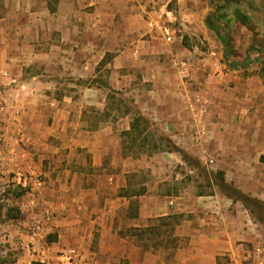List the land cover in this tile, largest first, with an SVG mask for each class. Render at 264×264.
Here are the masks:
<instances>
[{
    "label": "crops",
    "instance_id": "1",
    "mask_svg": "<svg viewBox=\"0 0 264 264\" xmlns=\"http://www.w3.org/2000/svg\"><path fill=\"white\" fill-rule=\"evenodd\" d=\"M176 1V13L160 0L0 3L5 116L41 119L45 129L31 127L41 163L52 157L61 167L48 171L56 217L32 235L37 243L52 229L55 244L78 248L90 264H251L261 246L264 264L253 217L264 223V41L228 34L230 51L222 41L206 49L181 37L168 43L162 26L175 29L164 12L186 26L190 19L185 0ZM223 1L212 23L258 24L248 1ZM254 3L264 9V0ZM115 92L130 99L115 101ZM131 105L150 123L143 136L155 129L164 136L159 152L133 153L150 148L134 140ZM208 161L215 169L208 191L178 171L195 173ZM144 167L156 177L130 189L128 174ZM156 220L167 233H156ZM141 229L147 236L134 233ZM38 255L23 264L49 263Z\"/></svg>",
    "mask_w": 264,
    "mask_h": 264
},
{
    "label": "rangeland",
    "instance_id": "2",
    "mask_svg": "<svg viewBox=\"0 0 264 264\" xmlns=\"http://www.w3.org/2000/svg\"><path fill=\"white\" fill-rule=\"evenodd\" d=\"M2 1L3 0H0V3H2ZM241 1L242 3L248 1L251 7L250 9L256 11V19H253V21L254 23L258 21V24L254 26L249 25L247 26L248 30H246L240 25L229 28V26H224L222 21V34H254V45L259 46L262 44V41H264L261 37V34H264V29L262 27L264 26V9L262 7L255 8L254 2H256V0H254V2L253 0ZM160 2L162 4L164 3L166 8L171 9L172 12H180L176 0H160ZM226 4L227 3L223 0H185L184 10L186 9L190 16V19L185 21L187 26L185 23H182L184 20H181V18H179L180 16H178V18L170 17L165 12L164 15L170 20V24L175 29V37H181V42L183 44L189 47L198 45L206 49L211 44H213L211 46H216L222 41L212 28L213 26L211 24L213 21H211L209 17L215 15L219 6ZM2 9L4 8L0 7V11ZM81 25L83 24L81 23ZM82 31L83 29L81 28L78 30L77 34H83ZM190 34H200L201 36L198 35L200 36L198 38L197 35H193L192 38ZM205 34H209L208 37H205ZM223 48H225L224 44ZM4 76L5 73L0 71V264H23L25 259L28 263L32 257L39 258L40 256L38 254L43 253L47 258L46 260L49 262L47 264H57L59 254L64 249L70 248V246L55 244L54 241H56L57 233L52 229L44 233L43 236L39 235L38 237L41 241L37 243L32 239V224L40 220L43 225L40 231H43L45 229L44 226L47 224V217L50 216L52 220L56 217L55 211H52L53 208H51L52 204L51 206L48 204L52 203L48 200L49 190L54 187V183L50 181L52 174H48V171H51L55 165L58 166L56 167L57 170H60V161L57 158L51 157L50 159H44V163H41L42 145L39 139L40 136H36L34 131L31 130L32 126H35L36 130L45 129L41 119L34 117L33 120L31 116H24L25 119L22 121L20 118L10 119L8 116H5L6 92L4 82L2 81ZM113 95L115 101H117L118 98H126L127 101L130 99L128 95L122 92H115ZM130 107L133 108L132 111H135L132 105ZM125 109L124 107L121 110ZM51 121L52 120H50L49 123ZM20 123L22 124L20 125ZM24 123H26L27 128L22 126L25 125ZM20 129H23L24 132L25 129L28 130L29 134L21 135L19 133ZM152 130H154V128L151 129V133L153 132ZM155 131L156 143L158 144L161 134L157 129H155ZM155 138L151 136L149 139L150 150L139 148V150H135L133 153L135 155H142L145 153L155 154L159 152L157 145H155V147V143H153ZM8 150L11 152H8ZM12 152L14 160L5 161V164L2 163L6 158V154ZM190 160V164L197 163L194 157H190ZM17 162L18 164H15ZM49 163H52L51 169L49 168ZM208 163L206 167L201 164L197 166L195 173H190L188 166L178 168V171L186 174L187 178L191 176L190 181H192L193 174L198 190L208 191L212 185L210 176H214L215 174V169L212 166L213 164L209 161ZM151 169L152 168L144 167L139 171L128 174L130 181L132 180V182H134V185L131 186L130 189L137 190L140 185L142 186L143 183L156 177L152 174ZM64 170L65 168H62V171ZM155 174L157 175V173ZM38 180L41 182L39 183ZM55 185V187H57L58 184ZM133 209H135V205ZM253 217L256 219L254 221L258 224L257 228L264 237V223L258 219L256 213L253 214ZM159 222L160 221L156 220L154 223L156 225H153L154 228H157L155 229L156 233H164L165 229L162 225H158ZM128 232L132 231L128 230ZM165 232L167 233V230ZM134 233L147 236L148 230L141 229Z\"/></svg>",
    "mask_w": 264,
    "mask_h": 264
},
{
    "label": "built area",
    "instance_id": "3",
    "mask_svg": "<svg viewBox=\"0 0 264 264\" xmlns=\"http://www.w3.org/2000/svg\"><path fill=\"white\" fill-rule=\"evenodd\" d=\"M162 33L164 36V39L168 43H172L175 40V32L173 31L171 26H162ZM182 72L186 75L185 68L182 69ZM40 183L41 181L38 180ZM43 225L41 224L40 220H37L33 222L32 224V232L33 234H36L42 230ZM262 254V247L257 246L256 247V257H254L251 264H262L260 260V255ZM57 264H90L86 260L83 259L81 251L76 247H70L67 249H64L59 254V260Z\"/></svg>",
    "mask_w": 264,
    "mask_h": 264
},
{
    "label": "trees",
    "instance_id": "4",
    "mask_svg": "<svg viewBox=\"0 0 264 264\" xmlns=\"http://www.w3.org/2000/svg\"><path fill=\"white\" fill-rule=\"evenodd\" d=\"M241 17H242V21L244 20V22L246 21V15L243 14L241 11L239 12ZM216 21V20H215ZM217 23L214 22L212 23L211 25L214 27V29L216 28V31L218 33V35L220 36L221 40L223 41V44L225 46V49L230 51V45H229V36L228 35H225V34H221L220 33V30L222 29L220 26L216 25ZM218 26V27H217ZM224 26H227V24H224ZM264 71V69H263ZM131 108V107H130ZM133 110V108H131ZM134 113L136 114V117L134 119V122L132 124V129H136L137 133H136V136L134 137L135 141L136 140H140V142H143V141H148L150 138L149 135H142L150 126V123L149 121L140 113V111L138 109H135ZM152 137L155 138V134L152 133L151 134ZM164 136L161 135L159 136V141L160 140H163L164 141ZM157 142V139L155 138V140L153 141L154 146L157 145V149L159 148L158 144L156 143ZM169 142V141H168ZM156 147V146H155ZM156 149V150H157ZM190 160V158H189ZM33 264H45V263H39V262H34Z\"/></svg>",
    "mask_w": 264,
    "mask_h": 264
}]
</instances>
